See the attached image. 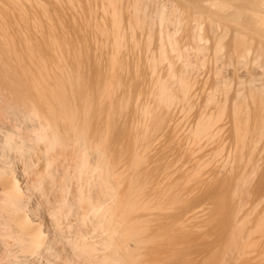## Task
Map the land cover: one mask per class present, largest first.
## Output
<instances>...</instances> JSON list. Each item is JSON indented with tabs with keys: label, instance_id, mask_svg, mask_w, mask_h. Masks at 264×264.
I'll list each match as a JSON object with an SVG mask.
<instances>
[{
	"label": "bare ground",
	"instance_id": "obj_1",
	"mask_svg": "<svg viewBox=\"0 0 264 264\" xmlns=\"http://www.w3.org/2000/svg\"><path fill=\"white\" fill-rule=\"evenodd\" d=\"M29 1L34 8L25 12ZM45 1L48 4H43V0H0V264H37L39 259H45L47 264H219L221 259L225 264H238L234 263L237 259L244 261L241 264H249L252 245L241 261L240 253L235 260L234 253L228 256L230 249L226 255L223 251L227 249L224 243L236 241L235 233H240L235 231L238 224L245 222L255 231L256 219L247 215L260 209L254 202L257 199L260 204L262 197L255 194L258 198L249 199L248 196H252L253 188L260 193L259 187H264V125L254 127L249 121L253 116L264 121V69L252 72L249 66L251 71L246 68L247 72H243L246 77L238 85L226 84L224 92H230L226 107L238 122L223 128L227 131L225 140L232 136L234 143L227 148L229 154L217 159L218 165L224 166L223 174L216 171L212 177L217 187L224 188L204 194L200 198L202 207L199 203L185 209L176 204L182 198L180 187H189L196 181L198 164L190 168L186 162L180 163L179 153L174 156L177 152L172 153L173 149L156 151L160 154L155 156V163L149 159L142 161L136 154L140 155L138 149L153 130L158 114L176 98L168 81L170 76L162 79L154 99L150 100L145 91L137 90L139 81H134L139 75H135V69L132 67L131 76V72L127 75V69L122 71L125 67H121L126 64L124 57L128 62L140 61L139 53L133 52L140 47L145 50L137 52H143L140 55L144 60L147 57L152 62L163 61L162 39H169L164 30L166 13L158 12L160 45L155 50L149 47L148 40L138 41V27L143 37L148 38L145 23L136 19L142 14L140 5V12L137 5L135 11L130 10V17L135 14V20L129 18L123 24L122 13L111 5V0L108 4L107 0H98L97 7H103L100 11L107 10L105 14L111 13L113 19V22L109 20L112 22L109 28L115 30L111 46L114 49L108 55H117L119 63L123 59L121 68L101 70L100 64L108 51L104 52L103 44L89 37L57 35L61 25V20L57 21L59 5L67 4L68 0H61L60 4L59 0ZM51 1L57 8L55 20L60 24L53 28L55 22L52 24L50 19L51 27L35 29L46 14L51 15L49 18L55 16ZM71 1L86 6L79 0H70L69 4ZM95 1L88 8L94 9ZM118 5L121 10L126 8ZM92 16L93 21L78 16L82 28L92 30L99 22L107 28L103 24L105 19L96 21V16ZM251 20L261 28V39H253V45L247 42L249 46L244 43L245 53L261 59L264 58V13L254 14ZM103 28L99 29L102 33L108 29ZM53 29L56 34L52 33ZM102 33L94 38L104 37ZM91 62L100 66L97 73L90 71ZM214 83L218 85L217 81ZM213 94L215 91L208 95L210 99ZM245 99L250 101L246 107ZM205 127L196 124L193 133L199 134ZM134 129L139 130L135 138ZM253 132L263 135L262 140L253 138ZM247 187L251 188L246 197L250 203L243 197ZM262 192L264 198L263 189ZM213 203L225 205L222 220L208 213ZM245 218L249 219V225ZM184 225L191 233L201 232V236L205 235V229L209 236L224 234L220 242L224 246L217 245L221 252L219 249L211 252L212 244L206 249L208 252L192 250L188 247L192 244L189 237L187 247L181 242L186 249L179 248L182 232H187ZM174 235L180 238L175 239ZM174 240L180 241L175 244ZM245 240L246 236L244 243ZM246 244L240 245L244 248ZM259 257L258 261L255 258L257 263ZM255 260L252 264H256ZM37 262L41 264L40 260Z\"/></svg>",
	"mask_w": 264,
	"mask_h": 264
},
{
	"label": "rangeland",
	"instance_id": "obj_2",
	"mask_svg": "<svg viewBox=\"0 0 264 264\" xmlns=\"http://www.w3.org/2000/svg\"><path fill=\"white\" fill-rule=\"evenodd\" d=\"M59 1H58L59 4L62 3L61 0ZM111 1H112L111 5L113 4V7L114 8L117 7L116 9H118L122 13L123 24H126V21H128L129 18L130 20L131 19L133 21L135 20L136 18L135 14H133L132 17H130V14H132V12L130 13V10L132 9L133 11H135L134 7H136V5L138 7L137 12H140L142 9V14L140 13L141 15H139L138 18L136 19L145 23L144 27L146 28L145 30H147L148 38L143 37V34L141 33V30L138 27L136 29V31H138V41L143 43L148 40L149 47L154 48L155 50L160 45V41H159L160 31H159V27L156 24V22H158L159 20L158 17H160L159 13L161 11L166 13L164 14V17H165L164 19L165 29L164 30L167 31V34L170 40L168 39L166 41L162 39L163 44H164L163 61L160 62L156 59L155 61L152 62V60L150 59L149 61L147 57L145 58L146 60L145 61L143 57L141 56L143 55V52L142 51L137 52L141 50L143 47H140L139 50H135V48L133 49V46H132L133 52L137 54L139 53L138 56L140 58L138 57V59H140V61L142 62H140L139 60H137L136 62H132L130 60L131 62L129 61L130 62L129 63L128 59L124 57L123 59L125 60V62H123V59H121L122 61L120 60V63H119L118 62L119 60H117V55L115 57H112V56L110 57L108 55V52H110L112 48L111 46L113 45L112 40H113V37L115 36V30H112L113 28L111 27L110 29L109 27L112 26L113 19L111 17V13L109 14L107 13V15L105 14L107 10H105V12L104 10L100 11V8L103 9V7L100 6V8H98L99 7L97 5L98 3L96 4L98 0L95 1L96 8L94 7V9L88 8V6L90 7V5H92L93 0H79L78 1V2H81L83 6L86 5L85 7H81L80 6L81 4L79 5L71 1L73 2L72 3L73 6H75L74 8H72L73 6H71L72 4H69L70 0H68L67 4H64L65 3L64 2L62 6L59 5L58 13L60 12V14L57 13V8H55L53 1H51L49 4L53 7L52 9L55 10L53 14L54 15L56 13L58 14L57 21L61 20L59 31H57L59 33H57L56 30L54 29L52 33L54 34L57 33V35L61 34L64 36L67 35L68 37L71 36V37L78 38V39L89 37V38H92L95 42L103 44L104 45L103 48L105 47L104 52L107 50L108 51L107 53H105V56L102 59V62L100 64L101 67L91 62L90 71L93 73H97L99 70V67L101 68V70L102 68L104 70L108 68L115 69L117 67H120L121 64L126 63L121 66L122 68L125 67V69L122 71H125L127 69L126 70L127 75H129V72H131L130 75L133 76L132 70L135 69L134 70L135 75H139V77H137L138 79L136 78V80L134 81V82L139 81L138 82L139 84L137 83L138 84L137 90H139L140 92L145 91L144 94L146 93V96L147 97L149 96L150 100L154 99L155 92L158 90L157 87H159V84L161 83L162 79L167 80L166 78L170 76L168 81L172 83L171 90H173V92L176 94L175 95L176 98L174 99V102L171 106L164 109L163 112L158 114V120L154 124L153 130L151 131V133H149L146 141L141 146L139 145L141 148V149L140 148L138 149L139 152L141 150L140 155L139 153H136V154L137 156H139V158L142 159V161L149 159L151 160V162L152 160L154 161L152 163H155V161H157V157L155 156L160 154V153L156 154V151L164 150V149L165 150L173 149L172 153L175 151L177 152V153H174V156L179 153L178 155L180 156L179 158L180 163L186 162L190 168H193L195 167L196 164H198V166H196V170L198 174L196 181L191 182L189 184V187H180L183 189L182 191L183 193L181 194L182 198H180L179 202H176L177 206L180 205V207L182 208L185 207V209L186 207L192 204L198 205L201 200L200 198L204 194H207L208 192H211L217 189L224 188V187H217L216 183L213 182L212 177L216 171H219L221 174H223L225 170L224 166L218 165L219 162H217V159L221 158L222 156L226 154H229V152L227 151V148L231 144L234 143L232 136H230L228 140H225L227 136V131L225 132L223 128L225 127L227 128L228 125L229 126L236 125V123L238 122L236 119H233V117H231L230 109L228 110L226 107V99L228 97V93L230 92L228 93L224 92L225 86L226 84L235 85V86L238 85V83H240L238 81H242L241 78H243V76L246 75V73L245 74L243 73L244 71L247 72L246 68L250 70V68L252 67L251 69L252 72H254L255 69L260 70V71L264 69V58L257 59V58H254L252 55L250 54L247 55L245 53V48L249 46L248 43H251L252 40L255 38L256 39L254 41H257L259 38L261 39L260 37V34H261L260 32H262L261 28L255 25V22L252 21L251 18L253 17L254 14L261 15L264 13V0H111ZM106 2L108 4V0ZM118 3H120L121 7L124 5L123 7H126V8L122 7L123 9L121 10ZM43 4H48V2L43 0ZM68 4L71 6L70 9L68 8L70 7ZM138 5L142 7L140 11H139L140 6ZM35 6L37 7L36 3H35ZM26 7L27 8L25 12L31 11L34 8L33 2L29 1ZM41 12H42V9L40 7V13ZM90 12L91 13L93 12V13L90 14ZM250 13H253V14H250ZM93 14L96 16L95 18L96 21L97 20L99 21L100 18L101 20L103 19L106 20V22L103 21V24L105 23L104 27L107 26L108 28V29L106 28L107 33L103 32L104 33L103 34L102 32H100V30L102 31V28H103V26L99 24L101 22H99L98 24L96 22L98 26L96 25L97 27L95 26V28L92 30L87 29V27L85 26H83L82 28V25H80V23L82 24V22L80 21L79 18L87 17V19L88 18L90 19V17L92 18L94 17L92 16ZM60 15H62L63 18L60 17ZM49 16L46 14V16L42 18V22L39 21V23L37 24V28L35 29H40V28H43L42 30L48 29L49 27H51L50 24L51 23L54 24V22L55 24L53 25L54 26L53 28H56L55 26L60 24V22L57 23L55 20L56 15L52 17L53 19L49 18ZM139 17H143V20H141V18ZM75 18L80 22H78ZM50 19L52 20V22ZM90 20L93 21L94 19H90ZM109 20L112 22H110ZM107 22L109 24L106 25ZM96 29L98 30L100 29V30L97 31ZM103 29L106 30L105 28ZM257 30L259 32H257ZM95 31H97L98 33ZM100 33H102V36L104 35V37L94 38L95 34L98 35L97 37L101 36ZM105 33L108 36H105L106 35ZM5 34L9 35L8 33H5ZM60 41L61 40H59V43ZM254 41L253 43H251L252 45L254 44ZM63 42L65 41L63 40ZM244 43H246L247 46ZM113 49L114 47L112 48V50ZM75 50L78 51L77 49ZM150 50L151 49H149V51ZM150 53L151 52H149L148 55L151 58ZM75 55H77V53ZM86 55H87L86 51L84 50V53L82 54V56L85 57ZM144 61L147 63H145ZM138 65H140L141 67ZM142 68L143 70H141ZM136 69L138 72L136 71ZM257 70H255V72ZM218 72H219V75H218ZM235 73L237 74L233 75ZM219 80L223 82L219 83L218 82ZM215 81H217L218 83V85L216 86L214 83ZM243 84H244V81H243ZM214 91H215V94L216 93L218 94L216 95L213 94V98H211L212 99L211 100L209 98L210 96L208 95ZM149 92H150V95H149ZM245 101L246 102H244V107H246L248 103L250 102L248 99H245ZM151 106L153 107L154 105L151 104ZM250 112H248V115L250 114L251 116H253L254 113L252 115ZM256 112H258V114H261L259 113V111H257V109H256ZM253 118H251L252 120L249 121V125L254 126V127L256 126L262 127L264 125V121L257 119L256 117L254 119ZM196 124L198 125L205 124L207 125V127H205L204 130L201 129V132L199 134L198 133L195 134V132L193 133V127H195ZM136 130L139 132L138 129L133 130L134 138L136 135L135 134ZM229 132L230 131L228 130V133ZM234 132L236 134L235 130ZM262 134L264 135V133ZM263 135L260 134L259 136L255 132L252 133L253 138L258 137V139H261ZM204 158L206 159L205 162L201 160ZM158 159H159V156H158ZM263 161H261V163H263ZM166 188L168 189L169 187H166ZM262 189L264 190V187H259L260 193H257L253 188V190L251 191L253 192L252 196L251 195L248 196L247 193L249 194V191L251 190V188L247 187V190L244 192L246 195L243 194L245 195L243 196L245 198V201H246L247 196L248 198L250 197L249 199L251 198L256 199L258 198L256 196L259 195V197H262V199H264L262 196L263 194ZM262 199L259 200L261 201L260 204H263ZM247 201L249 203L251 202L248 199ZM257 202L258 201L256 199V202L254 203H256L257 207L260 206V209H258L257 211L256 209L254 210V208H257V207H254L253 209H251L254 212L256 211L255 212L256 215L254 213L252 214L248 213L247 215V216L250 215V217L252 216L251 218H254L253 220L256 219L255 220L256 225L254 226L255 231L253 230L251 231L249 229L250 226L244 225L246 223L243 221H242L243 227L240 222L239 223L241 224V226L240 224L237 223L238 224L237 226H239V228L236 227L235 231L241 233L242 228H244V230L241 234L235 233L234 239H236L237 242L235 240H233V242L235 244L237 243L236 245L233 244V242L224 243L226 244L225 247L227 249L224 248L226 249V251L224 250L223 252H225V255H226L228 250L230 249L228 252L229 253L228 256H231L234 253L232 257L235 260L237 259L235 257L238 255V253H240V256H238V258L241 257L240 259L241 261L243 255L248 254L247 252L250 250V246L252 245L251 250L253 249V253H250L251 256L248 255V258L249 256L252 257L249 259H252V261L254 262L255 258H257L258 255H260L259 257L261 258L259 259L260 261L257 263L255 260V263L262 264V262H264V208H263L264 204H263V207H262L263 210H262L261 208L262 205H260L259 202L257 205ZM199 207H202L201 203L199 204ZM225 210H226L225 205L221 203H213V204H210L208 213L210 215H213L216 219L222 220L223 218H225L224 217ZM251 212L252 211H250V213ZM244 220H246V218ZM248 220H246L247 223H248ZM187 224L190 227V229L191 227L192 228L194 227L192 225L190 226L189 223ZM188 226L186 225L183 226V230L185 227L187 229L185 230L189 234L187 235V238H186L185 234L187 232H185V234L184 232H182L183 239L181 237V241L179 240L180 246H178L179 244L177 243V246L179 248H183L181 246V242H183L185 246L187 245L186 243L191 242L192 244L190 245L188 244V247L191 246L189 248H191L192 250L196 251L198 249V250L206 252L208 250V247L212 244V247L211 246L209 247L211 252L218 251L219 247L222 245L220 244V242L222 243L223 236L225 237L224 234H221V235L218 234L216 236H213L212 234L213 236L212 238L211 235H210L211 237L209 236V233L208 235L206 234L207 232L205 229V235H203L205 237H203L201 236L202 234L201 232L191 233L188 230L189 229ZM194 229L195 228H193V231H195ZM247 230H250V232L248 231L247 233ZM177 233H178V230H177ZM182 233L180 232V235ZM194 235L196 238L194 237ZM176 236L174 235L175 239H177L178 237ZM245 236H246V240H245L246 242L244 243ZM188 237L191 238V241L189 239L190 242L188 241ZM242 237L244 238L243 240L241 239ZM179 238L180 237H178V239ZM209 239H210V242H209ZM240 239L242 240L241 241L242 243L240 242ZM247 239L250 240L248 241V245L246 244ZM224 240L226 239L224 238ZM179 241H175V244L176 242H179ZM239 242L242 245V247L243 245L246 244V247L242 248ZM218 244L220 245L219 247L217 246ZM174 248L175 250L177 249L176 247ZM183 249H186V248L184 247ZM241 249H243V251ZM242 252H244L245 254ZM253 254L254 256L255 255L257 256L254 258L252 256ZM246 258L247 257H245V259ZM248 258L246 260H248ZM39 260L41 261V264H47L45 262V259L43 260L39 259ZM238 260L239 259H237L234 263L238 262V264L239 263L241 264L242 261L239 262ZM37 261L36 263L40 264V262L38 263ZM218 261L220 260L218 259ZM252 261L250 260L249 264H252L253 263ZM257 261H258V258H257ZM225 262L226 261L224 260L222 261L221 259V262H219V264H222V263L225 264ZM242 263H244V261Z\"/></svg>",
	"mask_w": 264,
	"mask_h": 264
}]
</instances>
